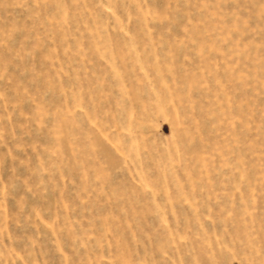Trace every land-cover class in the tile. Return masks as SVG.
<instances>
[{
  "label": "rangeland",
  "instance_id": "1",
  "mask_svg": "<svg viewBox=\"0 0 264 264\" xmlns=\"http://www.w3.org/2000/svg\"><path fill=\"white\" fill-rule=\"evenodd\" d=\"M0 264H264V0H0Z\"/></svg>",
  "mask_w": 264,
  "mask_h": 264
}]
</instances>
